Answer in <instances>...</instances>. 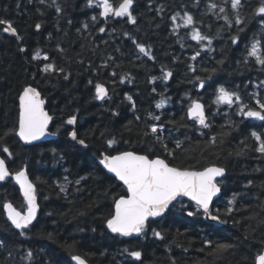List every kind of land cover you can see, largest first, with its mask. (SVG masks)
I'll return each instance as SVG.
<instances>
[{
    "label": "trees",
    "instance_id": "1",
    "mask_svg": "<svg viewBox=\"0 0 264 264\" xmlns=\"http://www.w3.org/2000/svg\"><path fill=\"white\" fill-rule=\"evenodd\" d=\"M86 2L58 0L63 12L57 13L54 6L41 5L39 0H0V19L11 22L22 37L9 35L0 27V155L13 174L27 168L40 206L38 224L30 238L19 236L3 205L12 203L25 211L26 203L13 179L0 183V240L6 241L7 248L12 250L9 257L7 251L0 249V264H29L21 259L28 250L34 253L31 264H73L74 255L90 264H256V256L264 251V225L258 223L264 218V190L259 187L264 183V157L255 151L258 144L251 132L264 133V121L234 114L235 105H221L217 112L213 101L220 86L235 88L245 104L258 109L253 93L264 95V88L257 87L264 81V72L251 62H238L245 55V44H250L253 34L264 29L252 20L240 35V43L234 45L229 37L236 34L235 29L225 28L221 38L213 39L216 51H201V57L192 61L190 58L201 46L191 39L190 30L181 28L178 34L173 32L171 16L188 11L198 22L202 21V26H197L203 33L215 37L224 21L211 14L203 15L208 0H200L199 7H192L194 0H135L136 25L128 23L127 18L114 17L106 23L99 15L102 9L87 7ZM120 2L110 0L114 7ZM246 4L244 13L248 15L260 0H246ZM93 15L97 16L96 22L91 19ZM176 23L183 22L178 19ZM36 24L41 25L39 30ZM100 27L106 31L100 33ZM133 40L149 47L155 61L139 53ZM37 53L39 60L33 59ZM45 55L49 57L47 61L43 60ZM219 60L224 61L223 65L217 63ZM45 64L63 68L64 72L44 73L41 69ZM190 64L196 66L195 73L189 69ZM202 67L217 69L212 79L206 80L204 89L198 87V82H189L196 75L205 78L210 74L200 71ZM169 70L173 72L172 78L162 80L163 73ZM97 84L108 89L110 99H95ZM29 85L41 92L53 117L50 130L58 137L27 146L11 133L18 127L19 95ZM127 96H132L135 108ZM162 99L164 107L157 108ZM193 101L206 106L213 121L211 134L217 135L216 146L205 143L208 130L200 136L199 125L187 116ZM211 113H216L214 118ZM156 115L161 117L159 123L165 125L163 137L168 150L175 148L177 139L183 144L175 149V158L151 135L143 136L147 125L155 122L151 117ZM72 116L77 118L74 128L67 125ZM170 120L182 121L189 127L176 128L167 123ZM73 130L87 147L70 138ZM221 132L227 135H219ZM110 139L116 141L112 147L107 144ZM4 147L11 156L2 151ZM241 149L248 151L237 156ZM122 151L163 158L177 167H224L222 196L212 207L220 210L227 223L213 224L217 231L210 238L237 247L223 257L210 255L211 250L203 241L211 222L203 216L187 217L186 211L194 209L195 204L184 198L176 201L164 217L150 221L151 228L160 231L164 240L155 237L151 230L144 237L112 234L106 220L114 212V198L126 195V188L100 166L99 160L103 154ZM65 176L73 182L67 186V196L59 188L65 184ZM81 177L87 179L80 181L77 191L74 182ZM249 181L252 186L245 187ZM233 193L240 194V210L224 215ZM251 216L257 219H249ZM49 233L52 239L48 238ZM201 248L204 250L200 251ZM124 249L141 251L142 260L136 261Z\"/></svg>",
    "mask_w": 264,
    "mask_h": 264
},
{
    "label": "snow or ice",
    "instance_id": "2",
    "mask_svg": "<svg viewBox=\"0 0 264 264\" xmlns=\"http://www.w3.org/2000/svg\"><path fill=\"white\" fill-rule=\"evenodd\" d=\"M41 5H47L48 7H55L57 13H62L63 8L59 5L58 0H39ZM134 3L135 0H122L118 4V7H114L110 0H87V7H96L102 9L99 15L102 16L105 22H108L109 17L114 18H127V22L136 25L137 16L134 15ZM200 0H194L192 7H199ZM246 0H208L203 15L211 14L216 20H223L224 26L217 28L215 37H211L200 30L198 23L202 26V21L198 22L195 16L184 11L181 15L177 12L171 16V21L174 24L173 32L178 34V30L181 28L190 30L191 39L195 40L201 47L195 51V54L190 58L192 61H197L198 57H201V51L205 53H213L216 49L213 47V39L221 38V33L224 29L231 31L235 29L236 34L230 35V41L232 44L240 43V35L247 30V25L256 20L258 25L264 29V0H260V4L250 14L246 15L244 9L246 8ZM19 7V5H17ZM187 6H185L186 8ZM163 10V8H161ZM43 14V13H41ZM258 17V19H257ZM93 22L97 21V16L91 17ZM181 20L183 23H176L177 20ZM71 24V20L68 21ZM6 24L3 28L5 33L19 37L16 28H14L11 22L0 19V25ZM36 29L39 30L41 25L36 24ZM85 30L88 28V24L83 25ZM159 27V25H157ZM210 27V26H209ZM100 33L106 31L105 27L98 29ZM124 35H128L125 33ZM257 35L261 38L257 39ZM107 43V41H105ZM133 43L138 48L139 53H142L149 60L155 61L151 49L144 44L137 43L133 40ZM183 47V45H181ZM245 55L243 59L238 63L249 64L250 62L258 66L259 71L264 72V31L254 33L250 44H245ZM25 51V49H21ZM63 52V49H60ZM223 51V49L221 50ZM139 58V57H137ZM33 59H41L40 54L37 53ZM49 57L43 56V60L47 61ZM109 59H113L109 57ZM217 63L223 65L224 61L219 60ZM107 67V64L104 65ZM189 69L195 73L197 71L196 66L189 65ZM44 73L49 72H64L63 68L56 69L53 64H45L41 69ZM202 72L210 73L207 77L202 78L200 75H196L194 80H190V83L198 82V87L204 89L206 80H211L212 76L216 74L217 69L215 67L207 68L202 67ZM112 75H116L115 72ZM173 72L171 70L165 71L162 80L167 81L171 79ZM67 79V75H65ZM156 77L152 78L155 82ZM91 83V81H89ZM123 83V80H121ZM238 87V86H237ZM259 88H264V81H261ZM155 91V89H153ZM110 99L108 89L103 84H97L95 86V99L104 101ZM131 102L133 108H135V101L132 96L126 97ZM253 98L256 99L258 109L252 108L250 105L244 103L242 96L238 91L233 89H227L220 86L217 89L216 98L213 101L217 105V112L220 111L221 105H227L232 108L235 105V113L242 117L254 118L258 121H264V95L253 93ZM239 102V103H237ZM45 100L41 98V93L33 86L29 85L23 88L22 93L19 95V113H18V127L12 130L11 134L17 135L25 144L32 145L36 141H40L51 133L48 132V126L53 117L49 115L44 108ZM165 101L162 99L160 103L156 105L157 108H163ZM119 115V113H113ZM216 113H211V117L214 118ZM224 115H228L224 113ZM187 116L191 118L196 124L199 125L197 129L200 136H205L204 130H208V140L205 142L210 147L218 144L217 135H212L213 121L210 115L206 112V106L199 102L193 101L188 110ZM152 124L147 125V130L143 133V136H152V139L162 145L165 148L167 154L175 158V149L183 147L182 142L177 139L175 141V148L168 150V146L164 143L163 133L165 131V125L160 124L161 117L159 115L151 117ZM137 120L140 117H136ZM77 123L76 116H72L67 120V124L75 125ZM167 123L173 124L176 128H188L189 126L180 121L170 120ZM234 123V122H233ZM8 133H6L7 135ZM71 139L78 144L87 147L84 139H79L75 130L69 133ZM221 136L227 135V133H219ZM251 136L255 139L258 146L255 151L264 157V133L251 132ZM187 138V137H186ZM219 143H223L222 140ZM108 147H112L116 144V141L110 139L107 141ZM4 153H8L9 149L4 147L2 149ZM248 149H241L236 152L237 156H243ZM100 163L109 173L114 174V177L122 182L126 188V195H121L119 198H114V212L111 217L106 220L107 228L114 234L121 237H144L148 234L149 230L153 232L155 237L160 240H164L165 236L160 232L151 228L150 221H156L157 218L164 217L165 213L169 211L170 206H174V202L180 198L188 197L191 201L195 202V208L186 211V216L190 218H198L203 216L204 219L212 222L207 225L208 233L204 238V244L211 250L210 255L217 257H223L227 253H231L237 245L231 242L214 241L210 237L217 230L213 227L214 223L226 224L227 220L221 218L220 210L212 207L213 198L216 197L223 187V180L218 178L226 177V169L222 166H206L201 169H196L192 166L189 167H177L170 165L165 159L155 158L152 159L148 155H140L133 151H122L117 155H104ZM12 177L16 184L19 185V189L22 191L23 198L26 201V212L17 210L12 203H5L3 208L6 210L7 219L11 222V225L17 230L19 236L25 239L30 238L32 230L38 224L39 204L37 203V189L34 183L29 179L26 169L19 170L13 173L6 165L5 159L0 158V182H5ZM65 184L60 185V191L68 195V185L73 183L69 181L65 176ZM87 179V177H81L74 183L79 191L80 181ZM252 182L249 181L245 187H251ZM264 190V183L259 185ZM240 194L233 193L231 199L228 201V206L225 208L224 215H231L233 212L239 211L237 203L239 201ZM83 215V213H81ZM249 219L256 220V216H251ZM258 223L264 225V218H260ZM94 231V229H93ZM48 238L52 239L53 235L48 234ZM0 249L8 252L9 257L12 254V250L7 248V242L0 240ZM203 251L204 249H199ZM124 251L136 261L142 260V252L138 250ZM184 251H188L187 248ZM34 258V253L28 250L21 257L22 260L26 259L31 264ZM73 259L77 261V264H87L86 260L79 255H74ZM199 264V262H198ZM256 264H264V251L262 254L256 256Z\"/></svg>",
    "mask_w": 264,
    "mask_h": 264
},
{
    "label": "water",
    "instance_id": "3",
    "mask_svg": "<svg viewBox=\"0 0 264 264\" xmlns=\"http://www.w3.org/2000/svg\"><path fill=\"white\" fill-rule=\"evenodd\" d=\"M6 26V24H3V25H0V27H5ZM9 34V33H8ZM10 35V34H9ZM13 36V35H12ZM16 37V36H15ZM37 89V88H36ZM38 90V89H37ZM39 91V90H38ZM40 92V91H39ZM41 93V92H40ZM41 98L43 99V96H42V94H41ZM44 108H45V111H47L48 112V110L46 109V106L44 105ZM49 113V112H48ZM49 115H51L50 113H49ZM52 116V115H51ZM190 118V117H189ZM191 119V118H190ZM52 122H53V119H52V121L50 122V124H49V126H48V132L49 133H51V135H48V136H46L45 138H43L42 140H40V141H36V142H34V144H37V143H41V142H46V141H50V140H55V139H57V135L56 134H54V133H52L51 132V130H50V127H51V124H52ZM68 126H70V127H75L76 126V124L75 125H69V124H67ZM18 137V136H17ZM70 138H71V136H70ZM18 139L24 144V145H27V144H25L19 137H18ZM34 144H32V145H34ZM27 146H30V145H27ZM83 146V145H82ZM104 155H106V154H103V156ZM117 155V154H116ZM141 155V154H140ZM103 156H102V158H103ZM0 158H2V159H4L1 155H0ZM101 158V159H102ZM101 159L99 160V164H100V166L108 173V174H110L111 176H113L114 177V174H112V173H109L108 171H107V169L106 168H104V166H103V164L102 163H100V161H101ZM153 159H155V158H153ZM163 159V158H162ZM5 162H6V160H5ZM6 165H7V167H8V164H7V162H6ZM9 168V167H8ZM24 169H26L27 170V168H24ZM10 170V169H9ZM15 174V173H14ZM13 174V175H14ZM27 174H28V176H29V179L31 180V177H30V175H29V172H28V170H27ZM9 179H13L12 177H9ZM221 179H223V178H218V180H221ZM13 181H14V179H13ZM32 181V180H31ZM119 181V180H118ZM33 182V181H32ZM120 182V181H119ZM0 183H3V182H0ZM14 183H15V181H14ZM120 183H122V182H120ZM15 185L18 187V189H19V185L18 184H16L15 183ZM35 185V184H34ZM125 187V186H124ZM37 189V188H36ZM20 190V189H19ZM20 194H21V196H22V198H23V194H22V191L20 190ZM222 196V188H221V192L216 196V197H214L213 198V202H212V206H213V204L220 198ZM184 199H187V200H189L190 202H192V203H194L195 204V202L194 201H191L188 197H183ZM24 199V198H23ZM25 201V200H24ZM25 203H26V201H25ZM37 203L39 204V201H38V196H37ZM175 203V202H174ZM14 206V205H13ZM15 207V206H14ZM171 207V206H170ZM16 208V207H15ZM17 210H19V209H17ZM39 210H40V206H39ZM4 211H5V214H6V217H7V213H6V210L4 209ZM25 212H26V210H25ZM39 214V213H38ZM208 221V220H207ZM208 222H210V221H208ZM11 223V222H10ZM212 223V222H211ZM214 224H217V225H223V224H219V223H214ZM109 230V229H108ZM110 231V230H109ZM111 232V231H110ZM112 233V232H111ZM112 234H114V233H112ZM114 235H117V234H114ZM133 237H136V236H133ZM133 237H125V238H133ZM81 257V256H80ZM83 258V257H82ZM85 259V258H84ZM86 260V259H85ZM86 262H87V264H90L87 260H86ZM73 264H77V261L75 260V259H73Z\"/></svg>",
    "mask_w": 264,
    "mask_h": 264
}]
</instances>
